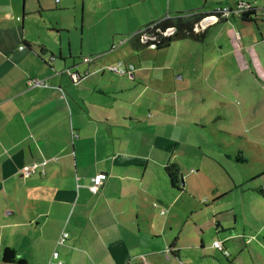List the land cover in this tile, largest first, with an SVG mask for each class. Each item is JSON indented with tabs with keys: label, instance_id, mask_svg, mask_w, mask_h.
Returning a JSON list of instances; mask_svg holds the SVG:
<instances>
[{
	"label": "crops",
	"instance_id": "0c3cea01",
	"mask_svg": "<svg viewBox=\"0 0 264 264\" xmlns=\"http://www.w3.org/2000/svg\"><path fill=\"white\" fill-rule=\"evenodd\" d=\"M20 1L0 0V264H49L56 250L64 264H212L209 253L220 252L212 246L215 235L234 251V264L263 260L264 221L257 216L264 215V170L237 178L232 154H193L188 136L163 132V121L150 123L153 105L140 102L147 85L121 78L110 88L100 85L103 59L59 72L66 65L63 40L40 44L33 30L44 22L28 19L42 17L43 1L34 10ZM232 14L238 13L224 17ZM218 20L212 14L201 22ZM247 46L235 48L238 64L255 69L264 84V67ZM74 67L82 76L77 81L66 70ZM35 79L45 83L30 85ZM192 155L214 160L227 181L218 170L201 171L200 163L194 171ZM173 164L181 171L175 182L167 171ZM31 165L37 169L27 176L22 169ZM99 171L108 176L94 194ZM63 231L69 236L59 244ZM7 248L11 262L4 260Z\"/></svg>",
	"mask_w": 264,
	"mask_h": 264
},
{
	"label": "rangeland",
	"instance_id": "374dc122",
	"mask_svg": "<svg viewBox=\"0 0 264 264\" xmlns=\"http://www.w3.org/2000/svg\"><path fill=\"white\" fill-rule=\"evenodd\" d=\"M41 1L45 7L42 17L38 14L28 19L37 24L44 22L42 29L33 30V37L40 44L54 45L63 40L66 65L64 67L62 63L57 68L59 72L72 64L83 67L90 59H103L101 66L104 67L98 71V77L103 81L100 85L110 88L109 85L119 78L131 86L147 85L140 102L153 105L150 123L163 121L159 128L163 132H177L182 138L188 136L193 154L207 153L212 158L213 154L218 157L220 152L232 154V164L236 167L233 174L237 178H246L255 169L264 170V84L257 82L255 69H242L235 49L248 45L246 52H255L264 67V0H62L61 4L54 0ZM20 2L22 5L24 0ZM240 2L256 7L260 13L258 20L246 23L238 14H232L227 20L211 25L205 42L175 39L168 47L158 50L153 46L136 49L130 40L149 23L161 18L199 7L201 11L225 8L234 11ZM39 3L40 0H29L25 7L34 10L39 8ZM55 25L65 28L55 33L48 31L47 28L52 29ZM69 46L73 49L71 56ZM56 56L57 63L62 61ZM85 58L89 60L85 61ZM119 62L123 68L131 70L133 78L130 73L108 70ZM78 67L72 71L80 72ZM147 114L150 115V111ZM168 123L178 126L172 129ZM239 154L248 161L237 163L234 159ZM203 157H189L194 171L199 169L200 163L201 171L204 168L218 170L215 173L224 182V171L214 167V160ZM215 179L214 176L213 183ZM219 179L217 182L221 183ZM259 180L263 186L264 177ZM259 209L264 210V201L259 202ZM262 212L257 217L264 221ZM259 236L264 239L263 232ZM215 237L212 236L211 241ZM228 250L229 256L209 251L211 258L215 257L212 264H234L235 253ZM244 257L250 258L248 253ZM251 261L244 259L240 264H252ZM254 262L263 264L264 259L257 258Z\"/></svg>",
	"mask_w": 264,
	"mask_h": 264
},
{
	"label": "trees",
	"instance_id": "16d2710c",
	"mask_svg": "<svg viewBox=\"0 0 264 264\" xmlns=\"http://www.w3.org/2000/svg\"><path fill=\"white\" fill-rule=\"evenodd\" d=\"M230 10L234 12L232 9ZM212 14L217 15L219 18L218 21L227 19L221 11L209 13L202 12L201 10H191L187 13H181L173 17L161 18L153 21L131 37L130 40L132 41L133 47L136 49H140L144 46H153L158 50L168 47L175 39L191 38L198 42H205L209 36L211 25L198 32L195 31V26L203 18ZM238 15L241 17L242 21L247 23L256 22L260 14L257 12L256 7L250 6L247 11L238 13ZM170 28H174L175 31L171 35H165V32ZM143 32L148 35L146 42L140 40V36ZM167 171L172 176V179H174V182L177 180L178 174H181L179 168L174 164L168 166ZM4 260L6 262H11L13 260V251L11 249H5Z\"/></svg>",
	"mask_w": 264,
	"mask_h": 264
},
{
	"label": "built area",
	"instance_id": "2783aa9c",
	"mask_svg": "<svg viewBox=\"0 0 264 264\" xmlns=\"http://www.w3.org/2000/svg\"><path fill=\"white\" fill-rule=\"evenodd\" d=\"M56 3H59L60 0H55ZM251 5L249 3H244V2H241L238 4L236 10H234L236 13H241L243 11H247V9L250 7ZM222 12L223 15H226L228 16L232 11L228 8H225L224 10H220ZM207 27V24L205 26H203L202 22H198L195 26V31H201L203 29H205ZM175 31L174 28H170L168 29L166 32H165V35H171L173 32ZM148 39V35L143 32L140 36V40L142 42H146ZM54 59V58H53ZM89 59L88 58H85V61H88ZM92 59H90L89 61H91ZM122 62H119L117 65H113V66H110L108 68V70L112 71V72H115V73H118V74H126L128 73L127 70L125 69H122ZM69 74H70V77L73 81H77L79 80L82 76L79 72L77 71H69ZM45 82L43 80H39V79H35V80H31L29 82L30 85H39V84H44ZM36 166L37 165H31V166H25L23 167L22 169V172L25 174V175H30L32 173H34L36 171ZM107 176H108V173L107 172H104V171H99L97 172L93 179H92V184L90 185V190L92 193L94 194H97L100 192L105 180L107 179ZM69 236V233L67 231H63L59 237V240H58V243L59 244H64L67 240ZM212 246L219 250L221 253H223L224 255L226 256H229L230 252L228 250V248H226L224 242L220 239H218L217 237H215L213 240H212ZM49 264H64V262L59 258V252L56 250L54 251L53 255H52V260L49 262Z\"/></svg>",
	"mask_w": 264,
	"mask_h": 264
},
{
	"label": "water",
	"instance_id": "95a60500",
	"mask_svg": "<svg viewBox=\"0 0 264 264\" xmlns=\"http://www.w3.org/2000/svg\"><path fill=\"white\" fill-rule=\"evenodd\" d=\"M53 58L55 59L56 57H55V56H52L51 59L54 60ZM66 70H67L68 72L71 71V69H66ZM130 75H131V77L133 76L132 73H131Z\"/></svg>",
	"mask_w": 264,
	"mask_h": 264
},
{
	"label": "bare ground",
	"instance_id": "6f19581e",
	"mask_svg": "<svg viewBox=\"0 0 264 264\" xmlns=\"http://www.w3.org/2000/svg\"><path fill=\"white\" fill-rule=\"evenodd\" d=\"M204 25H206V22L204 21V23H203Z\"/></svg>",
	"mask_w": 264,
	"mask_h": 264
}]
</instances>
